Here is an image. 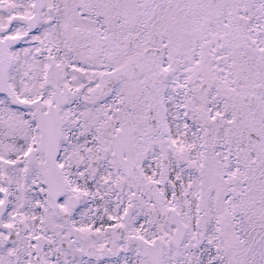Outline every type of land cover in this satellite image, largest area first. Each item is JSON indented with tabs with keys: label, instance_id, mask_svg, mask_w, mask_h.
<instances>
[{
	"label": "snow or ice",
	"instance_id": "obj_1",
	"mask_svg": "<svg viewBox=\"0 0 264 264\" xmlns=\"http://www.w3.org/2000/svg\"><path fill=\"white\" fill-rule=\"evenodd\" d=\"M0 264H264V0H0Z\"/></svg>",
	"mask_w": 264,
	"mask_h": 264
}]
</instances>
